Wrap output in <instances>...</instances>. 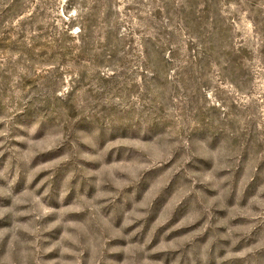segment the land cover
Listing matches in <instances>:
<instances>
[{"label":"rangeland","instance_id":"1","mask_svg":"<svg viewBox=\"0 0 264 264\" xmlns=\"http://www.w3.org/2000/svg\"><path fill=\"white\" fill-rule=\"evenodd\" d=\"M0 264H264V0H0Z\"/></svg>","mask_w":264,"mask_h":264}]
</instances>
